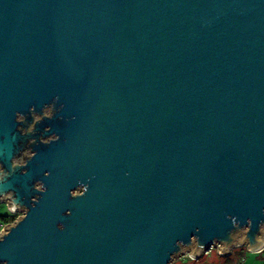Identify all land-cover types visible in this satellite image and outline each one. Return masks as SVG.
<instances>
[{"label":"water","instance_id":"water-1","mask_svg":"<svg viewBox=\"0 0 264 264\" xmlns=\"http://www.w3.org/2000/svg\"><path fill=\"white\" fill-rule=\"evenodd\" d=\"M53 96L63 119L37 125V137L50 125L61 140L33 144L28 174L0 182L12 209L8 191L30 208L0 244V264H167L196 228L206 246L248 217L256 234L264 0H0L6 169L32 139L15 112H39ZM89 177L87 195L72 199ZM37 180L47 193L33 208Z\"/></svg>","mask_w":264,"mask_h":264},{"label":"clouds","instance_id":"clouds-1","mask_svg":"<svg viewBox=\"0 0 264 264\" xmlns=\"http://www.w3.org/2000/svg\"><path fill=\"white\" fill-rule=\"evenodd\" d=\"M59 96H53L50 102L44 103L40 111H36V106L31 105L28 109V114L25 115L20 111H16L14 114L15 123L17 125L16 131L20 133L21 136L29 137L25 147L20 150L10 161V169H6L2 163H0V182H6V178L11 174V171L19 170L21 175H27V165L34 159L38 153L32 150V145L39 142L43 145H51L53 143L59 142L61 137L52 132L50 125H47L43 129V133H52L51 135L40 134L37 137V125L42 124L45 120L52 119H63L62 116H57V113L63 111L65 105L63 103L57 104L59 102ZM31 117V122H28V117ZM72 120H75V116L71 117ZM28 124L25 127V124ZM67 142V138H65ZM125 175H130V173H125ZM45 178L51 176L50 172H44ZM93 177H89L88 183L83 181H77L76 186L71 189L68 195L72 199H83L89 192L90 182ZM33 190L37 194L32 197L31 203L34 208L44 194L47 193V188L43 181L37 180L33 185ZM7 193L13 194V200L17 207V212L24 210L22 212V219L20 222L8 229L0 230V244H3L6 241V238L9 237L12 230L18 227V225L25 221L29 215L30 208L24 205L22 202L17 203L19 199L18 194L15 191H8ZM15 215V213H14ZM65 216H71V210H68L64 213ZM261 215L264 216V209H261ZM228 219H232L229 215ZM58 231H64L65 226L63 224H57ZM253 228V219L251 217L245 218L243 224L235 223L233 224L227 233L226 238L213 237L211 243L207 246L202 243L200 236V228L193 230V234L190 235L187 240L177 239L173 244V251H171L167 258V264H179L181 260L187 258L192 261L193 264H199V259L203 256H206L213 249L216 250L218 255H224L226 252L230 251L232 247L244 246L249 251L252 252L254 256L264 255V219H261L257 222L256 228L257 232L254 236H250ZM3 264H7V261H4Z\"/></svg>","mask_w":264,"mask_h":264},{"label":"rangeland","instance_id":"rangeland-1","mask_svg":"<svg viewBox=\"0 0 264 264\" xmlns=\"http://www.w3.org/2000/svg\"><path fill=\"white\" fill-rule=\"evenodd\" d=\"M8 213L9 210L6 203H0V215H7ZM18 216H22V214L15 215L13 221H16ZM13 221H11L10 224H13ZM242 260H244V264H264V255L254 256L246 247H243L242 249L233 251L230 259H225L218 257L215 252L212 251L206 256L201 257L199 259V264H239ZM179 264H193V262L185 258L184 260H181Z\"/></svg>","mask_w":264,"mask_h":264},{"label":"flooded vegetation","instance_id":"flooded-vegetation-1","mask_svg":"<svg viewBox=\"0 0 264 264\" xmlns=\"http://www.w3.org/2000/svg\"><path fill=\"white\" fill-rule=\"evenodd\" d=\"M20 134V133H19ZM23 137V136H22ZM26 143H27V141L25 142V143H22V142H20L19 143V145L21 146L20 147V149H19V151L20 150H22L24 147H25V145H26ZM18 151V152H19ZM17 152V153H18ZM16 153V154H17ZM8 196V195H7ZM7 196L6 197H0V203H6V205H7V207H8V210H9V213L7 214L8 216H14V218H15V215H17V214H22V212H23V210H20L19 212H17V209H12L11 208V205H10V201L7 199ZM6 198V199H5ZM14 213H15V215H14ZM6 226V228L9 226V225H11L10 223H6V224H1L0 226Z\"/></svg>","mask_w":264,"mask_h":264},{"label":"built area","instance_id":"built-area-1","mask_svg":"<svg viewBox=\"0 0 264 264\" xmlns=\"http://www.w3.org/2000/svg\"><path fill=\"white\" fill-rule=\"evenodd\" d=\"M4 227H5V225H4V226H3V225L0 226V230H2ZM243 247H244V246L233 247V248H231L230 253H229L227 256H221V255H218L215 249H213L212 251H214L215 254H216L218 257L225 258V259H230V258L232 257L233 251H237V250H239V249H242ZM212 251H211V252H212ZM211 252H209V253H211ZM249 252H251V251H249ZM243 261H244V260H242L239 264H244Z\"/></svg>","mask_w":264,"mask_h":264},{"label":"trees","instance_id":"trees-1","mask_svg":"<svg viewBox=\"0 0 264 264\" xmlns=\"http://www.w3.org/2000/svg\"><path fill=\"white\" fill-rule=\"evenodd\" d=\"M14 216H8V215H0V225L10 223L13 221Z\"/></svg>","mask_w":264,"mask_h":264},{"label":"crops","instance_id":"crops-1","mask_svg":"<svg viewBox=\"0 0 264 264\" xmlns=\"http://www.w3.org/2000/svg\"><path fill=\"white\" fill-rule=\"evenodd\" d=\"M231 264V263H230Z\"/></svg>","mask_w":264,"mask_h":264}]
</instances>
